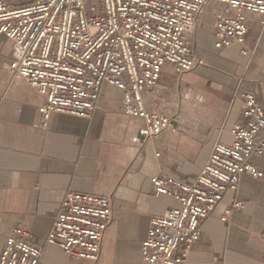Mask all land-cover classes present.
Instances as JSON below:
<instances>
[{"label": "crops", "instance_id": "1", "mask_svg": "<svg viewBox=\"0 0 264 264\" xmlns=\"http://www.w3.org/2000/svg\"><path fill=\"white\" fill-rule=\"evenodd\" d=\"M203 15L197 16L192 45L206 65L182 74L169 64L163 67L147 107L175 120L145 141L139 138L142 119L124 115L121 92L109 86L88 118L52 113L43 129L37 111L43 99L26 79L1 67L11 41L0 35V252L15 227L43 243L66 192L79 191L112 200L99 259L73 258L47 245L40 264H147L141 243L150 216L177 205L170 197L153 194L151 176L163 173L194 181L214 141L229 143L228 129L243 121L239 102L233 100L237 87L252 90L264 108L260 17H247L249 57L240 55L237 46L215 48L212 17L208 29L201 25ZM250 162L264 173V153ZM235 196L244 207L232 209L222 221ZM183 264H264V174H243L235 194L223 193Z\"/></svg>", "mask_w": 264, "mask_h": 264}, {"label": "built area", "instance_id": "2", "mask_svg": "<svg viewBox=\"0 0 264 264\" xmlns=\"http://www.w3.org/2000/svg\"><path fill=\"white\" fill-rule=\"evenodd\" d=\"M212 2L222 6L211 13L215 48L237 46L240 55L250 57L247 17H260L264 28V0H28L20 5L0 0V35L11 41L1 67L26 79L42 97L37 111L43 129L52 113L88 118L109 86L121 92V112L142 119V141L151 140L175 120L147 107L163 67L169 64L182 74L206 65L191 32ZM233 100L243 121L228 129L229 143L214 141L192 183L163 173L151 176L153 194L177 205L150 216L141 243L147 264H183L223 193L235 194L243 174L263 176L250 158L264 153V108L249 89L237 87ZM243 207L235 196L220 219L227 221L232 209ZM111 220L110 196L67 191L43 243L15 227L6 236L0 264H40L47 245L96 262Z\"/></svg>", "mask_w": 264, "mask_h": 264}, {"label": "rangeland", "instance_id": "3", "mask_svg": "<svg viewBox=\"0 0 264 264\" xmlns=\"http://www.w3.org/2000/svg\"><path fill=\"white\" fill-rule=\"evenodd\" d=\"M12 4H15V5H20V4H23L25 2H27L28 0H9ZM222 7L221 5H219L218 3L216 2H212V3H209L206 5L205 7V11H204V19L201 23V25L204 27V28H208L209 29V24H210V19H211V13L216 10L217 8H220ZM196 25H197V22H196ZM196 28V27H195ZM195 30V29H194ZM194 30L191 32V38H193V33H194ZM264 47V46H263ZM262 47V48H263ZM4 62V60H2V63ZM2 66V64H1ZM231 102H232V99H231Z\"/></svg>", "mask_w": 264, "mask_h": 264}, {"label": "water", "instance_id": "4", "mask_svg": "<svg viewBox=\"0 0 264 264\" xmlns=\"http://www.w3.org/2000/svg\"><path fill=\"white\" fill-rule=\"evenodd\" d=\"M139 138H141V139H142V138H143V135H142V134H140V135H139Z\"/></svg>", "mask_w": 264, "mask_h": 264}]
</instances>
